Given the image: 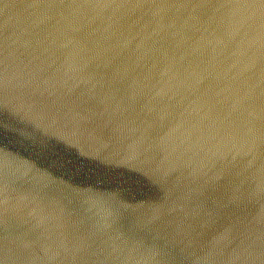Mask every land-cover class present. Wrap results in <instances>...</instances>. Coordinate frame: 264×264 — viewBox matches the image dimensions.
Returning a JSON list of instances; mask_svg holds the SVG:
<instances>
[{
	"label": "water",
	"instance_id": "water-1",
	"mask_svg": "<svg viewBox=\"0 0 264 264\" xmlns=\"http://www.w3.org/2000/svg\"><path fill=\"white\" fill-rule=\"evenodd\" d=\"M0 264H264V0H0Z\"/></svg>",
	"mask_w": 264,
	"mask_h": 264
},
{
	"label": "snow or ice",
	"instance_id": "snow-or-ice-1",
	"mask_svg": "<svg viewBox=\"0 0 264 264\" xmlns=\"http://www.w3.org/2000/svg\"><path fill=\"white\" fill-rule=\"evenodd\" d=\"M24 55H25V53H23V52H18V53H17V56H18V57H23Z\"/></svg>",
	"mask_w": 264,
	"mask_h": 264
}]
</instances>
